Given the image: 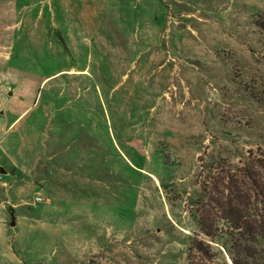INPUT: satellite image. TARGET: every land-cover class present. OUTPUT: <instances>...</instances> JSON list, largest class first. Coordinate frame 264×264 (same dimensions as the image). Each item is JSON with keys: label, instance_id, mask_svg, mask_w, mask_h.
<instances>
[{"label": "rangeland", "instance_id": "obj_1", "mask_svg": "<svg viewBox=\"0 0 264 264\" xmlns=\"http://www.w3.org/2000/svg\"><path fill=\"white\" fill-rule=\"evenodd\" d=\"M92 5L75 50L63 0H0V75L32 91L51 74L39 94L57 160L5 210L0 264H232L197 219L263 207L264 0ZM85 63L69 91L66 69ZM201 237L209 252L188 251Z\"/></svg>", "mask_w": 264, "mask_h": 264}, {"label": "crops", "instance_id": "obj_2", "mask_svg": "<svg viewBox=\"0 0 264 264\" xmlns=\"http://www.w3.org/2000/svg\"><path fill=\"white\" fill-rule=\"evenodd\" d=\"M63 1L65 30L63 36L59 33V38L65 47L82 49L88 43L87 35L92 27L89 21L92 10L87 8L98 0H75L80 7V11L76 12L72 10L73 0ZM39 12L42 17L44 12ZM48 20L52 24L50 13ZM86 65L66 69L68 76L73 77L68 82L69 91L81 89L79 85L83 81L80 83L79 78L88 75ZM23 75H18L15 87L8 83L7 75H0V240L10 233L5 210L14 213V209L25 205L26 202L18 195L36 185V179L41 177L40 172L54 166L57 161L49 149L45 151L46 141L54 144L52 133H49L52 95L46 93L42 102V94H39V87L51 74L40 78L32 91ZM86 88L83 85V90ZM9 89L14 93H6Z\"/></svg>", "mask_w": 264, "mask_h": 264}, {"label": "trees", "instance_id": "obj_3", "mask_svg": "<svg viewBox=\"0 0 264 264\" xmlns=\"http://www.w3.org/2000/svg\"><path fill=\"white\" fill-rule=\"evenodd\" d=\"M261 201L263 207L260 211L254 208L240 211L233 204L221 205V209L211 222L197 219L199 230L209 237V241L220 244L227 250L232 264H264V256L261 253V250L264 249V194ZM217 221H222L225 224L226 239L222 240L220 237L223 232ZM216 236L217 239L215 240ZM209 241L204 237L192 238L188 251L194 247L206 255L211 248ZM188 257H190V252Z\"/></svg>", "mask_w": 264, "mask_h": 264}, {"label": "built area", "instance_id": "obj_4", "mask_svg": "<svg viewBox=\"0 0 264 264\" xmlns=\"http://www.w3.org/2000/svg\"><path fill=\"white\" fill-rule=\"evenodd\" d=\"M42 200V198L40 197V196H38V195H36L35 197H34V199H33V205L36 203V202H39V201H41Z\"/></svg>", "mask_w": 264, "mask_h": 264}, {"label": "water", "instance_id": "obj_5", "mask_svg": "<svg viewBox=\"0 0 264 264\" xmlns=\"http://www.w3.org/2000/svg\"><path fill=\"white\" fill-rule=\"evenodd\" d=\"M11 224H13V222H11Z\"/></svg>", "mask_w": 264, "mask_h": 264}]
</instances>
